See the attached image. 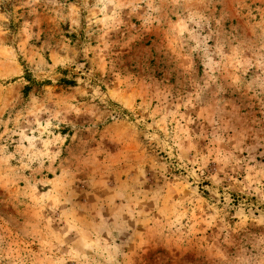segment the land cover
I'll return each mask as SVG.
<instances>
[{"label": "rangeland", "instance_id": "374dc122", "mask_svg": "<svg viewBox=\"0 0 264 264\" xmlns=\"http://www.w3.org/2000/svg\"><path fill=\"white\" fill-rule=\"evenodd\" d=\"M0 264H264V0H0Z\"/></svg>", "mask_w": 264, "mask_h": 264}]
</instances>
